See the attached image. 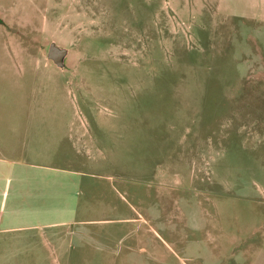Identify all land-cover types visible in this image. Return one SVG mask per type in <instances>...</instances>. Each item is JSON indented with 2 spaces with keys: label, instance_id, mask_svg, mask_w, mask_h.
<instances>
[{
  "label": "rangeland",
  "instance_id": "rangeland-1",
  "mask_svg": "<svg viewBox=\"0 0 264 264\" xmlns=\"http://www.w3.org/2000/svg\"><path fill=\"white\" fill-rule=\"evenodd\" d=\"M0 127V264H264V0H0Z\"/></svg>",
  "mask_w": 264,
  "mask_h": 264
},
{
  "label": "crops",
  "instance_id": "crops-1",
  "mask_svg": "<svg viewBox=\"0 0 264 264\" xmlns=\"http://www.w3.org/2000/svg\"><path fill=\"white\" fill-rule=\"evenodd\" d=\"M36 130H37L36 131L37 134H39V133L42 134V133H47V132L53 133L54 135H52V137H54L55 139H58L59 143H62V140L64 139V136L55 135L56 133H59V131L56 129H53L51 131H46L44 129L43 130L36 129ZM6 134H8V132L6 131V128L0 127V181H2V182L5 179V178H3L4 174L7 172V169L5 170V168H3V166H2V163L4 161H6L5 156L18 157L19 154L21 155V154L25 153V151H24L25 147L20 148L18 146V143H17L18 139L16 138L14 140L13 138L7 137ZM36 138L42 139L43 137L36 136ZM19 141H20V139H19ZM27 153H29V150L27 151ZM34 154L41 155L42 151H40V150L35 151ZM37 155H35V156H37ZM23 158H25V157H23ZM14 169H16V168H11V172H13V174L15 175L17 172ZM16 189H18V188H16ZM1 207H2V211L0 208V212H4L5 207L3 205H1ZM16 207L10 209L12 212V215H14L13 212H18V209ZM21 222L22 221L17 220L15 216L8 217V219L4 223L2 222V220H0V232L6 233V232H15V231H19V230H30V229H34L37 226V224H28V223H21ZM42 225L43 226L44 225L51 226V225H53V223H44Z\"/></svg>",
  "mask_w": 264,
  "mask_h": 264
},
{
  "label": "water",
  "instance_id": "water-1",
  "mask_svg": "<svg viewBox=\"0 0 264 264\" xmlns=\"http://www.w3.org/2000/svg\"><path fill=\"white\" fill-rule=\"evenodd\" d=\"M67 53V48L61 47L55 42H51L47 49V58L56 66L63 68L65 66V57Z\"/></svg>",
  "mask_w": 264,
  "mask_h": 264
}]
</instances>
